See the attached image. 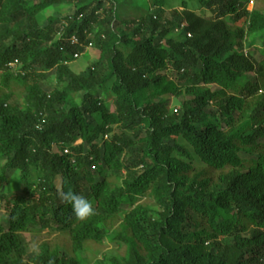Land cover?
Listing matches in <instances>:
<instances>
[{
  "label": "trees",
  "instance_id": "obj_1",
  "mask_svg": "<svg viewBox=\"0 0 264 264\" xmlns=\"http://www.w3.org/2000/svg\"><path fill=\"white\" fill-rule=\"evenodd\" d=\"M191 1L0 0V264H264V0Z\"/></svg>",
  "mask_w": 264,
  "mask_h": 264
},
{
  "label": "rangeland",
  "instance_id": "obj_2",
  "mask_svg": "<svg viewBox=\"0 0 264 264\" xmlns=\"http://www.w3.org/2000/svg\"><path fill=\"white\" fill-rule=\"evenodd\" d=\"M186 1H189V0H186ZM194 1L195 0L191 1V3H189V4H190L191 8H192V6H195V8L193 7V9L196 10L197 8H199V5L196 2L197 0L195 2ZM249 6H251V4ZM200 12H199V14H202V13L205 12L206 18H214L215 17V14L212 13V12H209L207 8L201 9ZM66 14H67V10L66 9H63L60 12V14H58V16L62 18L64 16H66ZM41 24H42V26L43 25L45 26L46 22L43 21ZM59 24H57V27L59 26ZM174 35H175V37L181 36V34H180L179 31L178 32L175 31L174 32ZM88 54H89L88 61H87V58L85 56L84 57L82 56L79 60L75 61V63L72 65V68L75 71H79V72L86 71V68L88 67V65L90 63H93L97 59V56L96 57L94 56V49L90 48L89 50H87V53L85 55H88ZM48 75H49V80H47V81H45V82H43L41 84L42 90L45 93H50L54 88H56V87L59 88L60 87L58 84L55 83V75H54V72L52 71ZM184 100H188V98L185 97ZM173 104L170 107H172ZM177 104H179V102H177ZM176 107H178V106H176ZM205 112L206 113H209L210 115L211 114H216L217 113V108L216 107H213V106H210L209 108H207V110ZM220 126H221V128H225V125L224 124H222ZM21 176H22L21 174L15 173L13 171H10V172L7 173L8 179L14 181V182H11L12 185L9 186V191H10V189H12L16 193L18 192V190H17L18 187L16 186V184L19 185L20 182H19V179L18 178H20ZM24 176L25 177H29L31 180L35 179V174L34 173H26V174H24ZM45 233H46V231H44L42 233V235L45 234ZM23 237H24L26 243L29 244V246H28V252H27V254H26L25 258H24L26 261H28L30 258H32L33 256H35L36 254H39V252H40V245L43 243V241H45L47 239L44 238V237H41V238L39 237V238L35 239V241H34L33 238L29 234H25ZM47 241L48 242H52L53 240L52 241L47 240ZM106 243L108 244V242H106ZM61 252H64V251L61 250ZM103 256H104V253L101 252L98 255V258L101 259Z\"/></svg>",
  "mask_w": 264,
  "mask_h": 264
},
{
  "label": "clouds",
  "instance_id": "obj_3",
  "mask_svg": "<svg viewBox=\"0 0 264 264\" xmlns=\"http://www.w3.org/2000/svg\"><path fill=\"white\" fill-rule=\"evenodd\" d=\"M250 4H251V6H248V10H251L252 9V3H250ZM72 37H70V40H71ZM69 43H70V41H69ZM77 44L78 45H81V43H79L78 40H77V43L76 44H71L70 43L71 46H75ZM90 48H91V45L89 46V43H88L84 47L85 52L87 50H89ZM74 55H77V54H74ZM74 55H73V58L74 59H77V57H74ZM15 62L16 61H14L13 63H11L10 65H12V66H10V67H15V65L17 63V62L15 63ZM61 195H62V200L64 202H66V203H68V204L71 205L72 212L74 213V215H75V217L77 219L84 220L87 217H89L90 215H93L94 214V209H93L92 203L88 199H86L85 197L80 196V195H76L71 190L62 193Z\"/></svg>",
  "mask_w": 264,
  "mask_h": 264
},
{
  "label": "built area",
  "instance_id": "obj_4",
  "mask_svg": "<svg viewBox=\"0 0 264 264\" xmlns=\"http://www.w3.org/2000/svg\"><path fill=\"white\" fill-rule=\"evenodd\" d=\"M70 43L71 44H76L77 43V39L75 38V37H72L71 38V40H70ZM91 44L89 43V46H90ZM74 57H77V55H74ZM16 63V62H15ZM10 66H12V65H10Z\"/></svg>",
  "mask_w": 264,
  "mask_h": 264
}]
</instances>
